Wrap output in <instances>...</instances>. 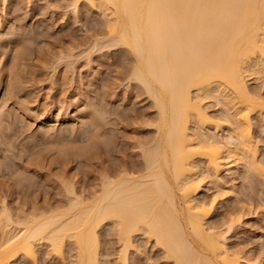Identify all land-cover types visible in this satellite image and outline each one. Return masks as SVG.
<instances>
[{"label": "bare ground", "instance_id": "bare-ground-1", "mask_svg": "<svg viewBox=\"0 0 264 264\" xmlns=\"http://www.w3.org/2000/svg\"><path fill=\"white\" fill-rule=\"evenodd\" d=\"M81 3L102 15L106 45L132 55L130 78L157 111L155 135L139 143V162L104 168L87 193L68 184L61 203L20 215L4 201L0 264H37L43 245L60 264H128L141 254L133 240L139 234L172 264H264L240 262L228 245L239 216L222 226L210 220L233 167L264 181L255 140L264 127V94L247 83H264V0H70L72 14ZM79 106L75 99L73 108L40 114L38 128L66 122L74 129L99 118L93 107ZM209 184L211 197H199ZM108 223L121 241L112 262L102 258L99 237Z\"/></svg>", "mask_w": 264, "mask_h": 264}, {"label": "rangeland", "instance_id": "rangeland-1", "mask_svg": "<svg viewBox=\"0 0 264 264\" xmlns=\"http://www.w3.org/2000/svg\"><path fill=\"white\" fill-rule=\"evenodd\" d=\"M69 2L1 4L0 206L5 201L16 215L64 201L68 184L82 193L93 190L104 168L139 162V143L155 135L157 111L145 90L130 78L132 55L122 46L106 45L98 9L81 3L78 13L72 14ZM258 81L250 78L247 83L264 94V83ZM75 99L100 114L96 124L87 117L86 126L76 124L75 130L66 122L49 132L38 128L40 114L73 108ZM219 105L211 109L220 110ZM256 136L258 157H264V127ZM245 172L233 167L224 177L225 193L210 220L222 226L228 216H239L236 226L241 227L228 245L236 249L240 262L256 263L264 260V181ZM210 185L199 197H211ZM99 232L102 258L112 262L121 243L118 234L110 223ZM133 240L141 254L130 257L128 264H172L152 238L139 234ZM43 246L37 264H60ZM71 252L66 253L67 260H73Z\"/></svg>", "mask_w": 264, "mask_h": 264}]
</instances>
